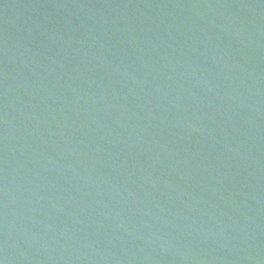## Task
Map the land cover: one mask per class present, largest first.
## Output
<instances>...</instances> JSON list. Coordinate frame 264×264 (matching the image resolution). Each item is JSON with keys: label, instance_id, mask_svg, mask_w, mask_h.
Wrapping results in <instances>:
<instances>
[{"label": "water", "instance_id": "1", "mask_svg": "<svg viewBox=\"0 0 264 264\" xmlns=\"http://www.w3.org/2000/svg\"><path fill=\"white\" fill-rule=\"evenodd\" d=\"M0 264H264V0H0Z\"/></svg>", "mask_w": 264, "mask_h": 264}]
</instances>
